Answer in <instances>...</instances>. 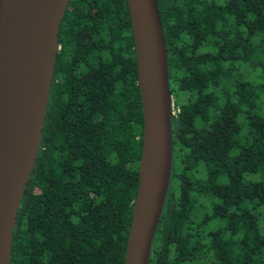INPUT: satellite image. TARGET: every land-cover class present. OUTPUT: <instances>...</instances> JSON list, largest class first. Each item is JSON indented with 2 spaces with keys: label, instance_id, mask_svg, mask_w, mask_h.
Masks as SVG:
<instances>
[{
  "label": "trees",
  "instance_id": "1",
  "mask_svg": "<svg viewBox=\"0 0 264 264\" xmlns=\"http://www.w3.org/2000/svg\"><path fill=\"white\" fill-rule=\"evenodd\" d=\"M157 2L173 168L149 264H264V0ZM59 39L11 264H124L144 137L128 1L70 0Z\"/></svg>",
  "mask_w": 264,
  "mask_h": 264
},
{
  "label": "water",
  "instance_id": "2",
  "mask_svg": "<svg viewBox=\"0 0 264 264\" xmlns=\"http://www.w3.org/2000/svg\"><path fill=\"white\" fill-rule=\"evenodd\" d=\"M143 103L139 183L124 264H149L173 168V95L157 0H127ZM70 0H0V264H11L19 210L43 138Z\"/></svg>",
  "mask_w": 264,
  "mask_h": 264
},
{
  "label": "flooded vegetation",
  "instance_id": "3",
  "mask_svg": "<svg viewBox=\"0 0 264 264\" xmlns=\"http://www.w3.org/2000/svg\"><path fill=\"white\" fill-rule=\"evenodd\" d=\"M82 39H83V40H82V43H86V42L88 41V40L85 38V36H83ZM82 61H85V60H82ZM86 68H88V66L85 65V64L81 65V67H80L79 74H81V77H83V78H81L82 80H83V79H88L89 77L94 76V74H93V75H92V74H89L88 71L86 70ZM85 70H86V71H85Z\"/></svg>",
  "mask_w": 264,
  "mask_h": 264
},
{
  "label": "built area",
  "instance_id": "4",
  "mask_svg": "<svg viewBox=\"0 0 264 264\" xmlns=\"http://www.w3.org/2000/svg\"><path fill=\"white\" fill-rule=\"evenodd\" d=\"M173 112H174V108H173Z\"/></svg>",
  "mask_w": 264,
  "mask_h": 264
}]
</instances>
